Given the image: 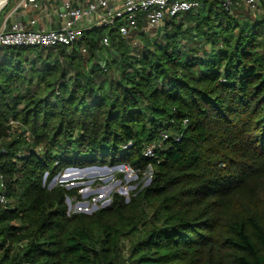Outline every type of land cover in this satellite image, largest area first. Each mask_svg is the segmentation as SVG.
Segmentation results:
<instances>
[{
	"label": "trees",
	"instance_id": "1",
	"mask_svg": "<svg viewBox=\"0 0 264 264\" xmlns=\"http://www.w3.org/2000/svg\"><path fill=\"white\" fill-rule=\"evenodd\" d=\"M201 2L153 36L140 20L138 46L118 22L0 47V264H264V0ZM121 164L150 183L92 214L68 211L81 187L48 186Z\"/></svg>",
	"mask_w": 264,
	"mask_h": 264
},
{
	"label": "built area",
	"instance_id": "2",
	"mask_svg": "<svg viewBox=\"0 0 264 264\" xmlns=\"http://www.w3.org/2000/svg\"><path fill=\"white\" fill-rule=\"evenodd\" d=\"M228 10L245 8L258 10L261 0H220ZM201 0H92L85 6H75L71 0H65L59 12L60 26L56 29H30L20 22L3 20L0 25V47L4 46H34L41 48L59 45L72 46L80 40L83 30L94 27H110L120 22L119 32L130 37L137 30L140 20L144 21V31H152L170 16L201 7ZM20 6L38 8V0H23ZM36 21L33 20L32 24ZM101 44L110 45L108 36H104ZM85 52L86 49L84 48ZM16 125L17 122L11 121ZM156 144L147 148V155L153 156ZM126 164H121L125 166ZM130 170L138 172L130 167ZM97 167V166H95ZM89 168V167H88ZM152 168L149 167L148 170ZM152 174V173H151ZM101 181V179H95ZM151 180V176H150ZM113 197V196H112ZM7 186L0 177V204H9Z\"/></svg>",
	"mask_w": 264,
	"mask_h": 264
},
{
	"label": "rangeland",
	"instance_id": "3",
	"mask_svg": "<svg viewBox=\"0 0 264 264\" xmlns=\"http://www.w3.org/2000/svg\"><path fill=\"white\" fill-rule=\"evenodd\" d=\"M260 11H263V9L260 8ZM147 32L153 36V31ZM130 39L133 46L142 44L139 36H131ZM85 168L88 167L66 168L48 183L49 187H53L61 182L68 183L66 186L69 188L81 187L79 197H68L66 199L69 213L83 212L92 214L100 207L110 205L112 196L115 193L125 196L128 201L131 197V192L150 183V176L152 175V171L149 169L139 178L138 174L130 170L126 165L90 166L88 170ZM118 174H123V178H120ZM47 177L48 174H45V182L47 181ZM98 178L101 181L95 180Z\"/></svg>",
	"mask_w": 264,
	"mask_h": 264
},
{
	"label": "crops",
	"instance_id": "4",
	"mask_svg": "<svg viewBox=\"0 0 264 264\" xmlns=\"http://www.w3.org/2000/svg\"><path fill=\"white\" fill-rule=\"evenodd\" d=\"M23 0H14L3 14V20L20 22L30 29H56L60 26L59 12L65 0H38V8L20 6ZM75 6H85L92 0H71ZM35 20L36 23L32 24Z\"/></svg>",
	"mask_w": 264,
	"mask_h": 264
},
{
	"label": "bare ground",
	"instance_id": "5",
	"mask_svg": "<svg viewBox=\"0 0 264 264\" xmlns=\"http://www.w3.org/2000/svg\"><path fill=\"white\" fill-rule=\"evenodd\" d=\"M6 0H0V11L4 7Z\"/></svg>",
	"mask_w": 264,
	"mask_h": 264
},
{
	"label": "water",
	"instance_id": "6",
	"mask_svg": "<svg viewBox=\"0 0 264 264\" xmlns=\"http://www.w3.org/2000/svg\"><path fill=\"white\" fill-rule=\"evenodd\" d=\"M11 0H6V3L4 5V7L10 2ZM86 170H88L89 168H85Z\"/></svg>",
	"mask_w": 264,
	"mask_h": 264
}]
</instances>
